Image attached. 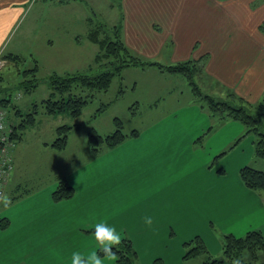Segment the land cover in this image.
Here are the masks:
<instances>
[{
    "label": "crops",
    "instance_id": "1",
    "mask_svg": "<svg viewBox=\"0 0 264 264\" xmlns=\"http://www.w3.org/2000/svg\"><path fill=\"white\" fill-rule=\"evenodd\" d=\"M107 3L117 13L110 24L119 25L125 45L134 54L149 60L169 59L168 64L202 58L201 85L207 86L208 91H215L214 87L229 89L251 102L264 96V31L259 28L264 22V0H107ZM73 4L81 11L84 9V16L78 18L83 24L81 31L72 28L75 15L62 12L78 11L70 7ZM87 12L83 0H0V57L13 53L20 55L24 62L32 58L38 66L37 73L43 71L46 81L53 72L74 70L45 68L43 60L51 59L54 53L75 57L69 64H80L75 69H87L93 58L88 62L82 48L94 51L92 57L98 49L94 43L96 47L88 45L92 43L87 38L92 16ZM34 101V98L19 101L17 111L24 113L21 108H31ZM199 108L194 105L191 117L185 116L191 119L185 123L180 121L184 115L179 113L184 110L173 108L142 129H133L135 134L125 133L130 135L116 146H101L96 156L91 154L88 139H80L68 171H59L51 181L47 182L46 178L37 188L11 196L12 205L5 210L8 226L0 228V264H37V253L45 252L46 246L84 244L95 249L98 245L93 236L94 225L101 221L128 237L136 248L140 264H147L150 257L142 248L144 237H148L146 231L158 230L163 239L167 238L168 229H180L184 215L179 209L186 204L180 197L187 186L192 191L197 189L205 202L211 203L215 198V167L208 171L202 185L195 176L196 158L202 148L196 143H201L204 135L229 119L218 122L207 110L208 117H203V109ZM40 110L43 112L42 107ZM56 126H50L49 136L38 137L37 144L55 150L50 143ZM37 130L42 132L43 128L37 127ZM201 130H204L203 136ZM228 141L231 143L232 138ZM17 142L13 153L22 146ZM68 143L69 135L65 147L55 151H64ZM12 171L5 186L7 194L12 186L17 189L20 185L18 181L13 183ZM186 178L190 179L187 185ZM60 179H65L75 192L69 199L54 201L51 193ZM237 183L250 202L254 193L241 180L237 179ZM257 196L252 208L264 214L263 199ZM194 197L188 199L193 208L198 205ZM140 198L145 200L146 210L136 213L138 200L135 199ZM146 218L152 219L151 225L145 223ZM128 224H133L134 230L127 228ZM254 227L264 231V222ZM128 229L136 231L139 238L132 233L129 236L125 232ZM183 240L174 241L179 246L177 256L183 252ZM63 251L66 256L67 249ZM168 254L166 249L160 255L166 259ZM156 255L159 254L154 253L152 257ZM172 255L168 259L175 260Z\"/></svg>",
    "mask_w": 264,
    "mask_h": 264
},
{
    "label": "rangeland",
    "instance_id": "2",
    "mask_svg": "<svg viewBox=\"0 0 264 264\" xmlns=\"http://www.w3.org/2000/svg\"><path fill=\"white\" fill-rule=\"evenodd\" d=\"M83 2L87 8L88 15L94 16L97 20H101L107 24L111 23V20L115 18V14L117 15L116 12H112L107 0H83ZM70 7L72 9L77 8L78 11L68 9V11L63 10L62 12L73 13L75 20L72 23V28L81 31L83 24H81L78 18L84 16L82 15L84 9L81 11L79 6L75 4ZM92 11L95 14L92 15ZM21 23L17 30L21 27ZM88 45L90 48L96 47L93 46V43H89ZM82 49L85 58L88 57V62H90L94 51L92 52L91 49L89 50L85 46ZM78 51L80 54L82 53V51ZM159 58L152 60L168 64L169 59L167 61L161 57ZM74 59L75 57L64 56L62 53H54L51 59H44L43 63L45 64V68L48 66V70L50 68L57 70H62L61 68L74 69L59 74L84 71L86 68L84 70L82 67H79L81 69H75V66H79L80 64H69ZM2 61L4 65H0V73L4 80L1 84L3 90L0 91V97H10L12 103H15V105L19 101L29 98H34V102L37 104L43 98L48 97L50 88L43 71L37 73L38 84L34 91L26 92L23 89L19 90L17 88L18 82L22 80L20 70L33 66L32 58L28 57L25 62L22 61L18 67L19 69L5 60ZM198 84L201 85L200 79L198 80ZM200 87L204 92H214L208 91L203 85ZM214 90L216 91L217 88L214 87ZM103 104H105L104 109L96 113L97 109ZM200 104L204 113L203 117H208L205 105L193 92L192 86L181 75L167 71L160 72L157 67L151 65L127 67L120 75L113 77L106 91L95 94V97L85 105L78 118H72L65 113L49 116L41 112V110L38 115L36 114L35 124L26 128L23 136H21L22 139H19L20 143L19 140L17 142L22 146L19 150H15L14 153L12 152V181L13 183H15L14 181H18L20 185L17 189H13L15 187L12 186L13 188L11 187L7 195L11 197L21 194L23 190L35 189L46 178V181L49 182L52 177L59 174V171H68L73 162L72 159L76 156L75 152L80 145V139H87L89 133H97L103 136L111 133L115 129V118H118L121 122V131L130 133L133 129H142L157 118L158 120L161 119L166 112L177 107H179V110L185 111L179 112L182 113L181 115H184L180 121L185 123V121L191 119L185 118V116L191 117L194 105L197 109H200ZM21 109L22 112H28L31 108ZM8 115L11 121L18 122L14 108H9ZM168 119L172 118L168 117ZM65 123H75L77 124V128H72L69 131V143L64 151L56 152L55 150L57 149H44L42 145L37 144L38 137L49 136L50 126H53V124H57L58 126ZM37 127L43 128V131L37 130ZM203 134L202 132L201 136ZM55 137L56 133L53 139ZM231 138L232 141L228 144V140H231ZM253 139L254 136L251 133H246L245 128L239 121L229 120L223 126L214 129L210 134L204 135L201 143H196V146L200 144L202 148L199 156L196 158V167L198 169L195 171V176L199 178L202 185L205 178L208 177V171L215 167L213 170L216 173L214 180L216 185L215 198L211 203L205 202L204 197L197 194V189L192 191L187 186L180 197V200L184 199L186 201V204L179 209V211L182 210V214L184 215L183 224H181L180 229H168L165 235L169 240L167 238L162 239V234L158 235V230L146 231L148 237H144L146 241L143 243L142 248L145 250L146 255L150 257L147 264H155V259L159 258H161L162 264H198L200 262L199 258L183 259L185 252L182 244L183 241L190 239L194 235H200L207 248L209 247L212 252L209 248L208 250L218 256L221 253V243L225 233L241 236L246 231L255 228V225L264 222V214L261 210L252 208V201L255 195H258L257 199H263L264 203V191L249 190L251 193H254L249 202L248 196L242 191L243 188L237 183V179L240 181L239 169L244 165H250L264 171V160L254 155ZM51 151H54V154ZM185 183L186 185L189 184L190 179L186 178ZM192 196H195L193 200L198 202V205L196 203L194 208L188 202V199ZM135 200H138L135 208L136 213L146 210L145 200L142 198ZM7 209L0 207V218L6 216L5 210ZM127 228L134 230L133 224H128ZM130 229L125 232H128L129 236L132 233L139 238L137 233H135L136 231ZM180 239H184L181 241L183 252L177 256L179 246L174 241ZM98 247H95V249H98ZM64 248L68 251L66 256H64ZM133 248L136 249L134 245ZM166 249L169 250V254L165 259L160 254L162 252L166 253ZM43 250L45 252L37 253V264H71L73 252L79 251L82 253L86 251L89 253V251L91 252L94 249L92 246L83 244L66 247L46 246L43 247ZM154 253L159 255L152 257ZM70 254L71 256H69ZM170 254H173L171 257L174 256L175 260L168 259ZM177 258L180 261H177ZM105 264L118 263L117 261H106ZM132 264H140L138 257L135 263ZM142 264L145 263L142 262Z\"/></svg>",
    "mask_w": 264,
    "mask_h": 264
},
{
    "label": "trees",
    "instance_id": "3",
    "mask_svg": "<svg viewBox=\"0 0 264 264\" xmlns=\"http://www.w3.org/2000/svg\"><path fill=\"white\" fill-rule=\"evenodd\" d=\"M259 28L264 31V22L259 25ZM87 38L98 47L91 65L84 71L49 74L47 77L50 88L48 97L37 104L33 103L30 111L18 112L10 97H0V105L7 111L8 122L12 127L11 138L15 143L21 138L24 129L35 124L39 107H42L43 112L47 115L67 113L72 118H78L85 105L95 97V94L106 91L113 77L120 75L125 68L151 65L162 71L175 73L185 78L192 86L193 92L205 105L209 115L218 122L227 119L239 121L245 128V132L254 136V155L264 160V96L255 102H251L233 91L221 89V87H217V92H204L200 87L202 85L198 84V80L204 76V59H187L172 64L144 59L131 52L125 45L118 24H107L97 20L94 16L89 19ZM0 59L11 63L16 68L23 61L20 55L13 53L5 54ZM37 71L36 62L33 66L20 70L22 80L18 82L17 88L26 92L32 91L38 84ZM3 80L4 78L0 73V91L3 90L1 86ZM203 87L207 88L205 85ZM104 107L105 104L99 107L96 113L102 111ZM9 108H14L15 114L19 116L18 122L10 121ZM114 122L115 129L107 135L88 134L87 139L93 156L99 153L101 146L112 148L130 135L121 131V122L118 118H115ZM72 128H77V124L65 123L56 126V137L50 145L57 150H62ZM132 132L135 134L136 131ZM239 177L247 188L264 191L263 170L244 165L239 169ZM74 192V188L65 179H60L51 193V198L54 201L69 199L74 195ZM8 223L7 217L0 218L1 229L8 226ZM183 246L185 249L183 259L199 258L198 264H233V261L237 259L240 264H264V231L257 228L248 230L241 236L225 233L222 238L221 253L218 256L206 248L199 235H194L183 242ZM113 250L117 251L119 257L117 263L119 264H132L137 259L136 250L128 237H124L118 250ZM154 262L155 264H162L160 259H155Z\"/></svg>",
    "mask_w": 264,
    "mask_h": 264
},
{
    "label": "clouds",
    "instance_id": "4",
    "mask_svg": "<svg viewBox=\"0 0 264 264\" xmlns=\"http://www.w3.org/2000/svg\"><path fill=\"white\" fill-rule=\"evenodd\" d=\"M3 125H0V129ZM0 205L4 208H8L12 205L11 197L7 193L0 192ZM145 223L152 224L151 218H146ZM94 240L99 246L98 249H94L87 254H83L79 251L73 252L71 257V264H105L106 261H117V251L113 249H119L122 244L124 236L121 232H118L114 226H109L106 221L98 222L94 225L93 232ZM233 264H240V261L234 260Z\"/></svg>",
    "mask_w": 264,
    "mask_h": 264
},
{
    "label": "built area",
    "instance_id": "5",
    "mask_svg": "<svg viewBox=\"0 0 264 264\" xmlns=\"http://www.w3.org/2000/svg\"><path fill=\"white\" fill-rule=\"evenodd\" d=\"M3 61L0 60V65ZM0 192H4L7 180L13 168L12 150L15 141L11 138V125H9L6 109L0 105Z\"/></svg>",
    "mask_w": 264,
    "mask_h": 264
},
{
    "label": "bare ground",
    "instance_id": "6",
    "mask_svg": "<svg viewBox=\"0 0 264 264\" xmlns=\"http://www.w3.org/2000/svg\"><path fill=\"white\" fill-rule=\"evenodd\" d=\"M201 131H202V130H201ZM203 131H204V130H203ZM203 131H202V132H203Z\"/></svg>",
    "mask_w": 264,
    "mask_h": 264
}]
</instances>
